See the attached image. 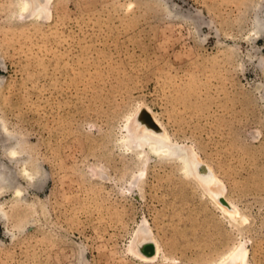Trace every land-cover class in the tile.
<instances>
[{"label":"rangeland","instance_id":"374dc122","mask_svg":"<svg viewBox=\"0 0 264 264\" xmlns=\"http://www.w3.org/2000/svg\"><path fill=\"white\" fill-rule=\"evenodd\" d=\"M21 4L0 0V264H210L242 241L264 264V0H53L40 17ZM141 107L213 167L245 224L175 161L153 158L132 185L117 140ZM11 135L40 182L6 155ZM144 220L161 247L149 261L133 251Z\"/></svg>","mask_w":264,"mask_h":264},{"label":"bare ground","instance_id":"6f19581e","mask_svg":"<svg viewBox=\"0 0 264 264\" xmlns=\"http://www.w3.org/2000/svg\"><path fill=\"white\" fill-rule=\"evenodd\" d=\"M52 1L22 0L20 14L29 12L30 16L40 17L44 12L48 11ZM252 33L253 36H261L264 33V14L257 15ZM2 129L4 132L11 133L5 125ZM11 136L15 139V143L10 149L7 148L8 150H5L6 155L10 159H18V163H20L19 173L27 182H40V170L38 167H30L31 156L24 157L23 150L19 147L16 136ZM117 141L125 152L132 154L131 159H133L135 166L138 168V172H134L132 175L133 186L142 189L141 184L146 173V166L153 158L172 160L180 165L181 172L185 176L194 178L202 185L205 193L223 211L231 223L245 224L247 221L248 218L241 212L242 210L227 199L226 186L213 167L201 158L192 145L175 141L150 108L141 107L138 109L136 115L129 118L124 125V131ZM3 170H0V194L7 187L12 186V178L6 172V169V171ZM23 190L22 187H15L13 197L22 198ZM6 218L7 213L3 208V203H0V219L5 220ZM147 223L148 221L144 220L140 225L136 238H141V240L138 248L135 247L136 239L134 240L133 251L137 256L149 261L157 257L161 247ZM210 264H251L248 246L244 241L239 242L228 253Z\"/></svg>","mask_w":264,"mask_h":264}]
</instances>
